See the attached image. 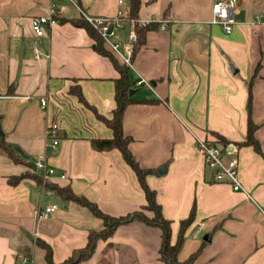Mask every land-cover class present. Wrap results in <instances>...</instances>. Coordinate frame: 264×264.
Masks as SVG:
<instances>
[{
    "label": "crops",
    "instance_id": "obj_1",
    "mask_svg": "<svg viewBox=\"0 0 264 264\" xmlns=\"http://www.w3.org/2000/svg\"><path fill=\"white\" fill-rule=\"evenodd\" d=\"M122 1L0 0V127L28 155L16 151L21 160L14 161L0 151V264H47L37 239L62 262L87 244L91 231L104 228L89 208L32 176L9 182L41 157L56 170L50 182L70 185L110 215L146 204L121 151L92 145L93 138L113 137V130L70 92L79 85L99 113L113 116L120 73L71 19L84 13L115 17L126 12L129 0ZM215 1L141 0L139 17L166 22L147 30L129 65L136 101L125 109L123 131L132 138L135 159L153 170L146 180L172 220L173 244L195 206L180 261L195 254L189 264H264V155L238 144L248 131L251 95L255 137L264 153V0H237L231 33L213 22ZM53 6L57 23L37 37L32 18L48 15ZM141 79L150 85L139 84ZM55 121L56 145L47 134ZM218 135L229 142L226 158L238 161L242 191L216 181L198 148L199 140L222 143ZM51 205L57 208L41 216ZM160 247L158 227L133 221L99 239L91 258L79 264H166Z\"/></svg>",
    "mask_w": 264,
    "mask_h": 264
},
{
    "label": "trees",
    "instance_id": "obj_2",
    "mask_svg": "<svg viewBox=\"0 0 264 264\" xmlns=\"http://www.w3.org/2000/svg\"><path fill=\"white\" fill-rule=\"evenodd\" d=\"M140 7L141 0H129L128 6L126 8L127 16L129 18L139 17ZM71 22L76 26L84 27L88 31L90 36L94 39L95 50L103 55L110 57L115 67L118 69L120 75L115 80L116 107L113 110V116L111 118L99 113L96 107L89 103L79 85L72 86L70 88V92L76 95L78 97V100L86 107L93 110L99 120L103 121L113 130V137L93 138L92 145L97 150H110L113 148H117L121 151L124 160L133 168V170L137 174L141 187L145 192L146 204L143 205L139 210H135L121 216H113L101 210L95 202L89 200L85 195L76 193L70 185L60 186L56 183L50 182L49 180H44L39 175L32 174L29 170H27L20 175L10 176L8 179L9 182L11 184H17L23 178L32 176L37 180V182L44 184L45 187L55 190L56 193L62 198L75 201L82 206L89 208L95 216L101 218L104 222V228L102 230L91 231L88 236L87 244L82 248L74 249L71 255L62 262L57 263L53 260L52 248L47 242L41 239H37L36 242L40 247L45 249V259L47 264H79L80 262L91 258L99 239L109 238L113 234L115 229L120 225L127 224L133 221H141L149 226L158 227L161 230V247L159 250V254L161 259L166 264H189L190 262H192L196 255H192L187 261L182 262L178 259V253L184 240L185 231L194 220L195 206L192 208L189 216L181 221L177 241L173 244L171 242L172 220L165 217L162 205L157 200L156 191L148 185L146 180L147 176L152 173L153 170L143 168L135 159L133 153L130 150V143L132 141V138L125 135L123 131L122 120L125 109L130 103L136 101L130 96L129 93L131 89L129 76L130 67L125 62H119L118 58L115 56V53L112 52L105 43L100 32L95 27H93V25L89 21H87L85 17L71 19ZM159 26L160 22H152L138 28V39L134 44L133 57L139 47L145 42V34L147 30L158 28ZM251 100L252 97L250 95L248 101V131L245 139L238 144L240 146L252 145L258 152L264 155L261 149V145L255 137V130L257 129V125L253 123L251 118ZM58 135L59 133L57 132V138ZM218 137L225 148H227L229 146V142L220 135H218ZM14 146L15 145L13 143L7 140L4 133H0V151L14 161H18L21 157L16 152Z\"/></svg>",
    "mask_w": 264,
    "mask_h": 264
},
{
    "label": "built area",
    "instance_id": "obj_3",
    "mask_svg": "<svg viewBox=\"0 0 264 264\" xmlns=\"http://www.w3.org/2000/svg\"><path fill=\"white\" fill-rule=\"evenodd\" d=\"M74 2V0H71ZM122 3L123 1L120 0ZM237 11V0H216L213 4V22L220 24L227 33H231L235 24L234 14ZM57 9L53 6L48 15L35 16L31 20L32 30L37 37H41L46 33V27L57 23ZM84 17L95 27L101 34L107 46L112 52L119 55L125 63L131 65L134 54V44L138 39V28L154 22L151 19H143L141 17L129 18L125 11H119L115 17H91L84 13ZM162 23L165 27L166 21ZM139 84L150 83L141 79ZM42 105H46V99L41 100ZM59 129L58 122H52L47 134L53 139L54 145L58 143L56 133ZM198 148L202 153L205 163L213 170L214 179L218 182H229L235 191H242L244 187L239 179L238 161L235 158H226L228 147L217 141L199 140ZM32 173L39 175L44 180H50L56 174V170L45 158L41 157L35 161L31 168ZM60 177L65 178V174ZM57 208V205L46 207L41 211V216L46 217ZM24 264V263H21Z\"/></svg>",
    "mask_w": 264,
    "mask_h": 264
},
{
    "label": "water",
    "instance_id": "obj_4",
    "mask_svg": "<svg viewBox=\"0 0 264 264\" xmlns=\"http://www.w3.org/2000/svg\"><path fill=\"white\" fill-rule=\"evenodd\" d=\"M135 92V89H130V91H129V93H130V95H132L133 93ZM0 133H4L3 132V130L1 129V127H0ZM15 148V150L18 152V153H20L22 156H24V157H28V155H27V153L21 148V147H19V146H15L14 147ZM206 238V237H205Z\"/></svg>",
    "mask_w": 264,
    "mask_h": 264
},
{
    "label": "rangeland",
    "instance_id": "obj_5",
    "mask_svg": "<svg viewBox=\"0 0 264 264\" xmlns=\"http://www.w3.org/2000/svg\"><path fill=\"white\" fill-rule=\"evenodd\" d=\"M29 171L32 173L31 169ZM32 174H34V173H32Z\"/></svg>",
    "mask_w": 264,
    "mask_h": 264
}]
</instances>
